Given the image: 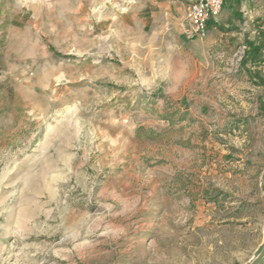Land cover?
Segmentation results:
<instances>
[{"label":"rangeland","instance_id":"rangeland-1","mask_svg":"<svg viewBox=\"0 0 264 264\" xmlns=\"http://www.w3.org/2000/svg\"><path fill=\"white\" fill-rule=\"evenodd\" d=\"M184 4L0 0V264L259 255L264 0Z\"/></svg>","mask_w":264,"mask_h":264},{"label":"built area","instance_id":"built-area-1","mask_svg":"<svg viewBox=\"0 0 264 264\" xmlns=\"http://www.w3.org/2000/svg\"><path fill=\"white\" fill-rule=\"evenodd\" d=\"M224 0H185L184 32L188 36H204L211 20L220 13Z\"/></svg>","mask_w":264,"mask_h":264},{"label":"water","instance_id":"water-1","mask_svg":"<svg viewBox=\"0 0 264 264\" xmlns=\"http://www.w3.org/2000/svg\"><path fill=\"white\" fill-rule=\"evenodd\" d=\"M262 256H264V243H263V245H262V249H261L259 255H258L255 259H253V260L251 261V264H256V263L258 262V260H259Z\"/></svg>","mask_w":264,"mask_h":264}]
</instances>
